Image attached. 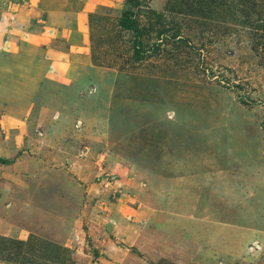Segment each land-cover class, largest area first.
Instances as JSON below:
<instances>
[{"label": "rangeland", "instance_id": "374dc122", "mask_svg": "<svg viewBox=\"0 0 264 264\" xmlns=\"http://www.w3.org/2000/svg\"><path fill=\"white\" fill-rule=\"evenodd\" d=\"M0 264H264V0H0Z\"/></svg>", "mask_w": 264, "mask_h": 264}, {"label": "crops", "instance_id": "0c3cea01", "mask_svg": "<svg viewBox=\"0 0 264 264\" xmlns=\"http://www.w3.org/2000/svg\"><path fill=\"white\" fill-rule=\"evenodd\" d=\"M22 61V60H21ZM23 61H25V60H23ZM23 63V62H22ZM64 66V65H63ZM65 66H68V63L66 62L65 63ZM64 66V67H65ZM23 68H24V70H25V73H28V72H30V70H29V67L28 66H26V65H24L23 66ZM56 73H57V75H58V83H62V84H64V85H67V84H69L68 83V80H69V78H68V76H66V74H67V72L66 73H63V72H61V71H55ZM69 74V73H68ZM34 76V75H33ZM23 77H25V79H24V81L26 80V75L25 76H23ZM29 78V77H28ZM27 78V81H29L28 83H30L31 82V80L30 79H28ZM65 78V79H64ZM34 82V81H33ZM65 82V83H64ZM67 82V83H66ZM75 82V81H74ZM25 84V83H24ZM37 94L38 93H35L34 94V96L35 97H37ZM6 121H7V119H6ZM6 125H7V123H5Z\"/></svg>", "mask_w": 264, "mask_h": 264}, {"label": "trees", "instance_id": "16d2710c", "mask_svg": "<svg viewBox=\"0 0 264 264\" xmlns=\"http://www.w3.org/2000/svg\"><path fill=\"white\" fill-rule=\"evenodd\" d=\"M128 26V25H127ZM129 27V26H128Z\"/></svg>", "mask_w": 264, "mask_h": 264}]
</instances>
